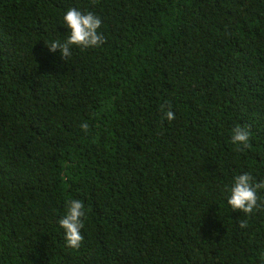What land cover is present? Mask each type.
Listing matches in <instances>:
<instances>
[{
    "label": "trees",
    "instance_id": "1",
    "mask_svg": "<svg viewBox=\"0 0 264 264\" xmlns=\"http://www.w3.org/2000/svg\"><path fill=\"white\" fill-rule=\"evenodd\" d=\"M69 8L105 43L63 60ZM243 172L264 180V0H0V264H264V204H227Z\"/></svg>",
    "mask_w": 264,
    "mask_h": 264
},
{
    "label": "clouds",
    "instance_id": "2",
    "mask_svg": "<svg viewBox=\"0 0 264 264\" xmlns=\"http://www.w3.org/2000/svg\"><path fill=\"white\" fill-rule=\"evenodd\" d=\"M96 0H92L95 5ZM62 24L68 31L67 37L62 42L47 44L50 52L59 51L63 60L72 54V48L81 50L97 48L105 43L104 35L99 31L102 20L92 11L82 12L76 8H69L62 17ZM170 104H162L161 112L168 121L174 120L175 115L170 110ZM81 130L88 131L89 125L82 123ZM250 130L247 126L237 125L232 130L231 143L236 146V151L243 152L250 147ZM227 204L233 212H239L249 216L254 210H258L264 201H259L258 192L264 191V180L256 181L249 172L237 174L233 178L232 185L228 189ZM259 201V202H258ZM87 219L84 203L80 199L68 200L65 204V214L58 220L63 229L66 246L78 249L83 241L81 229ZM240 228L247 227V221L239 222Z\"/></svg>",
    "mask_w": 264,
    "mask_h": 264
}]
</instances>
